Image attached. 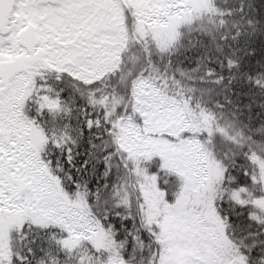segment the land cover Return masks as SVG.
<instances>
[{
    "label": "trees",
    "instance_id": "trees-1",
    "mask_svg": "<svg viewBox=\"0 0 264 264\" xmlns=\"http://www.w3.org/2000/svg\"><path fill=\"white\" fill-rule=\"evenodd\" d=\"M181 7V14L165 12L169 21L163 23L141 20L130 6L117 60L90 80L44 64L26 66L28 103L21 102L19 110L25 146L37 159L47 141L64 143L69 137L77 141L74 153L82 156L121 151L111 156L106 186L103 176L93 179L99 185L95 198L83 189L65 197L58 183L46 180L63 206L89 224L87 233L73 237L63 221L43 209L17 205L28 182L17 180L20 190L15 182L13 198L2 190L0 264H24L23 257L31 264H127L133 241H125L127 229L114 214H124L129 202L144 227L167 218L163 239L189 210L202 213L227 255L244 264L252 233L264 229V0H182ZM141 82L181 113L182 127L160 136L199 145L205 179L198 187L165 154L129 149L117 133L119 118L143 131L136 97ZM34 107L45 109L39 120L30 114ZM89 117L93 127L81 138ZM158 176L181 197L178 212L166 211ZM167 251L165 245L164 258ZM134 255L132 264H141L138 247Z\"/></svg>",
    "mask_w": 264,
    "mask_h": 264
},
{
    "label": "rangeland",
    "instance_id": "rangeland-1",
    "mask_svg": "<svg viewBox=\"0 0 264 264\" xmlns=\"http://www.w3.org/2000/svg\"><path fill=\"white\" fill-rule=\"evenodd\" d=\"M127 1L134 4L136 15L141 20L146 19L145 21L160 18L163 19V22H167L169 18L165 16V12L170 10L180 13L182 9L180 8L182 0ZM102 7L103 11L100 13V18L105 31L100 34L95 43L90 47L79 50L74 55L64 54L61 59H55L50 54L46 59L49 64L63 66L65 69L71 70L74 75L87 80L97 77L115 63L123 42V28L120 25L123 22V14L117 0H104ZM61 11L67 14L66 10ZM61 28H64V23ZM61 35H63L62 32L59 36ZM7 39H10L9 36L6 38L0 37V42ZM60 43L63 45L64 41ZM18 52L20 50L16 48L13 50L11 44L0 47V62L9 61ZM65 52H67V49L64 48ZM69 64L72 65L71 68L68 67ZM23 79V76L19 75L13 80L12 83L15 85L11 88L13 95H15L16 88L20 86L18 82ZM137 101L139 109L144 114L145 126L141 131L133 122H124L120 133L123 144L133 150L155 149L160 153H164L172 162L173 167L186 176L191 186L193 188L198 187L205 179L198 162L199 145L189 139L175 143L166 137L160 136L161 134H170L173 131L177 132L182 127V123L180 124L182 116L175 103L145 82L139 84ZM14 123L16 127L12 131L20 138L25 137L24 124L15 121ZM16 129H19V131ZM18 182L26 183L28 181L18 180ZM18 182V190H20ZM28 183L22 185V197L16 203L17 205L24 208L28 206L34 210L43 209L47 212L46 214L63 221L73 237L89 232V224L76 217L75 214L63 206L62 202L54 195V191H51L50 184L46 180L43 182L38 181L36 184ZM17 184L7 180L0 181V194L5 189V192H8V189L10 192L8 198H13ZM23 212L26 213L27 209H24ZM202 215V213L189 210L188 214L182 216L176 225L170 227L168 235L165 236V240L171 241V243L166 244L168 251L165 259L173 262V264H192L194 260L203 261L205 264H209V262L210 264H237L227 256L217 230Z\"/></svg>",
    "mask_w": 264,
    "mask_h": 264
},
{
    "label": "snow or ice",
    "instance_id": "snow-or-ice-1",
    "mask_svg": "<svg viewBox=\"0 0 264 264\" xmlns=\"http://www.w3.org/2000/svg\"><path fill=\"white\" fill-rule=\"evenodd\" d=\"M13 3L15 4V0ZM103 3L104 0H37L34 5H19V7L47 6L54 10H66L67 14L64 11L56 12V15L64 17V28L59 29L63 33L60 40L64 41V44L62 46L57 44L56 47L67 49V52L61 54L74 55L79 50L90 47L105 31L100 18ZM3 4L4 0H0V6ZM68 67L71 68L72 65L69 64ZM21 74L23 75V73ZM57 79H62L60 73L57 74ZM12 80L13 77L9 76L6 82L3 73L0 72V181L7 180L15 183L19 180L36 184L38 181L43 182L51 177L55 183H58L62 195L65 197H70L73 193L79 195L83 189L86 195H92L95 198L99 191V185L93 184V179L98 175L103 176L106 186L108 175L111 173V156L113 153L119 154L121 150L113 148V152H106L105 156L100 157H96L92 153L82 156L79 152L74 153L77 141L69 137L64 143L47 141L44 144L43 152L37 159L35 152H32L30 148L26 150L25 140L27 137L20 138L12 131L16 127L14 121L24 123L19 110L21 102L25 105L28 103L27 100H24L23 80L18 82L20 86L16 88L15 95L10 91L15 86L11 83ZM37 91L39 92L41 89H37ZM60 92H63V89L57 92V96ZM36 107L39 105L36 104ZM36 107L30 110V114H35L36 119L39 120L45 109L40 108V111L36 112ZM92 127L89 117L85 121L84 127L79 131L81 138L85 129L90 131ZM16 130L19 131V129ZM89 143L91 144V140ZM49 144L51 145L50 149ZM81 156L82 158L77 160V157ZM97 169H99V173ZM157 186L163 192L166 211L178 212L182 207L181 197L170 192L167 184L163 183L159 176L157 177ZM2 203L3 200L0 199V204ZM116 203L117 206H120L119 201ZM114 215L119 217L121 227L127 229L125 241L128 237H131L133 241L132 254L129 255L127 264H132L137 247L141 264H173L163 255L164 246L171 243V241L163 239L164 229L167 226L166 217L163 221L157 217L156 222L144 227L140 213L133 211L130 202L124 214L117 212ZM107 218L105 216V219ZM129 224L133 225L135 230L133 227H128ZM252 236L253 239L245 250L244 264H264V229L252 233ZM29 251L31 252V250ZM22 259L24 264H31L27 257ZM192 264H205V262L194 260Z\"/></svg>",
    "mask_w": 264,
    "mask_h": 264
},
{
    "label": "flooded vegetation",
    "instance_id": "flooded-vegetation-1",
    "mask_svg": "<svg viewBox=\"0 0 264 264\" xmlns=\"http://www.w3.org/2000/svg\"><path fill=\"white\" fill-rule=\"evenodd\" d=\"M122 7H126V0H118ZM37 0H4L0 6V37L10 39L0 42V47L13 45V50L19 49L20 52L14 54V57L7 62H0V72L7 82L9 76L16 79L19 75L23 78L26 74V66L32 67L35 64H44L55 69L60 66L49 64L46 59L50 54L55 59H61L64 54V48H57L60 43V31L63 26L64 17L56 15L59 9L50 7H19V5H34ZM122 10V8H121ZM9 16L7 17V14ZM36 41L33 52H29L24 45H31ZM15 45V47H14ZM32 49V48H31ZM62 67V66H61ZM11 81V83L13 82ZM10 91H12L10 89Z\"/></svg>",
    "mask_w": 264,
    "mask_h": 264
},
{
    "label": "water",
    "instance_id": "water-1",
    "mask_svg": "<svg viewBox=\"0 0 264 264\" xmlns=\"http://www.w3.org/2000/svg\"><path fill=\"white\" fill-rule=\"evenodd\" d=\"M1 9V8H0ZM9 15V13L7 14V16ZM1 17H3V15H0ZM120 125H121V119H119L118 121H117V130L119 131V129H120Z\"/></svg>",
    "mask_w": 264,
    "mask_h": 264
}]
</instances>
